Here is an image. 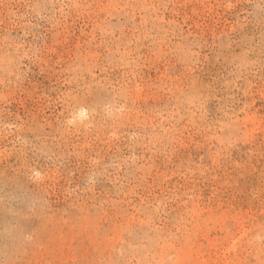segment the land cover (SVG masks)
I'll return each instance as SVG.
<instances>
[{"label":"rangeland","instance_id":"1","mask_svg":"<svg viewBox=\"0 0 264 264\" xmlns=\"http://www.w3.org/2000/svg\"><path fill=\"white\" fill-rule=\"evenodd\" d=\"M0 231V264H264V0H0Z\"/></svg>","mask_w":264,"mask_h":264},{"label":"bare ground","instance_id":"2","mask_svg":"<svg viewBox=\"0 0 264 264\" xmlns=\"http://www.w3.org/2000/svg\"><path fill=\"white\" fill-rule=\"evenodd\" d=\"M85 113H86V111L84 109H82V108H79L76 111L75 116L73 118L76 119L77 120V124H79L77 127L83 126L86 123L83 119H81V117L83 115H85ZM222 170H223V173H225V170L224 169H222ZM45 179H46V177H45ZM43 180H44V177L43 176H41V177L39 176V177L34 179L33 183L37 187H42V181ZM225 180H226V178H225ZM233 182H236V180L233 179L232 183ZM211 196H216L217 197L216 193L212 194ZM206 203L207 202H205V198H204V196L201 193H197V195H195L194 198H191L189 204H190V209L192 210L195 219H206V218H210L211 217V211L212 210H211L209 205L205 206ZM220 208H222V207H220ZM7 218L9 219V217H7ZM4 221H5V219H4ZM12 230L16 234L20 233L19 227L14 226ZM57 237H59V235ZM48 238H50L53 241L54 236L51 235V237H48ZM58 247L59 246L57 245V248ZM58 250H59L58 253L63 254L62 250H60V249H58ZM38 251L40 253L42 251V249L39 248ZM36 264H38V263H36Z\"/></svg>","mask_w":264,"mask_h":264}]
</instances>
